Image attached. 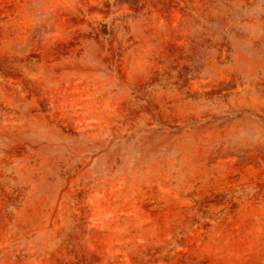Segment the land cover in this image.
<instances>
[{
    "label": "rangeland",
    "instance_id": "374dc122",
    "mask_svg": "<svg viewBox=\"0 0 264 264\" xmlns=\"http://www.w3.org/2000/svg\"><path fill=\"white\" fill-rule=\"evenodd\" d=\"M0 264H264V0H0Z\"/></svg>",
    "mask_w": 264,
    "mask_h": 264
}]
</instances>
